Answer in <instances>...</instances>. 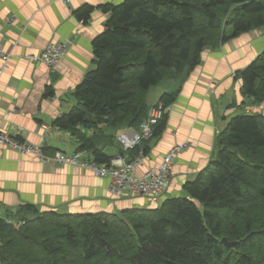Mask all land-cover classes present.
I'll return each instance as SVG.
<instances>
[{
  "label": "trees",
  "instance_id": "trees-1",
  "mask_svg": "<svg viewBox=\"0 0 264 264\" xmlns=\"http://www.w3.org/2000/svg\"><path fill=\"white\" fill-rule=\"evenodd\" d=\"M102 7L110 16L93 39L96 67L75 88L79 105L53 124L109 165L105 148L119 130L140 127L152 87L196 67L206 48L264 27V0H124ZM93 10L86 4L74 13L87 22ZM238 76L244 95L264 103V50ZM53 94L49 87L46 96ZM174 101L169 92L160 99L165 107ZM165 116L152 136L125 150L131 159L141 150L147 155ZM81 127L94 135L109 131L107 145L98 147L100 139ZM218 146L217 157L184 185L186 195L157 207L61 213L26 205L0 215L1 264H264V110L232 117Z\"/></svg>",
  "mask_w": 264,
  "mask_h": 264
},
{
  "label": "crops",
  "instance_id": "crops-1",
  "mask_svg": "<svg viewBox=\"0 0 264 264\" xmlns=\"http://www.w3.org/2000/svg\"><path fill=\"white\" fill-rule=\"evenodd\" d=\"M123 1L0 0V44L11 52L0 76V130L11 134L20 131L24 140L53 152L49 155L61 151L77 153L82 161L93 158L91 152L79 150L82 145L79 137L59 129L53 121L79 105L75 88L96 67L93 39L106 29L110 16L102 6ZM86 4L94 6L87 22L79 20L74 13ZM65 39H71L73 44L54 70L25 58L26 54L39 53L50 42ZM263 50L264 27L206 48L196 67L154 87L152 102L148 95L151 105L160 102L168 92L175 94V101L165 116V130L148 140L150 149L137 174L160 166L175 144L186 140L191 143L174 162L169 186L159 200L113 197L107 177L72 164L43 163L31 154L0 145V215L11 216L26 205H34L40 212H120L131 207H157L167 198L186 195L184 185L195 180L217 157L219 133L232 117L244 111L249 97L242 91L238 72ZM49 87L54 94L48 97ZM251 99L255 110L264 104ZM99 126L105 128L106 124ZM124 129L116 133L109 145L106 137L109 131L94 135V130L81 127V132L98 137V147L107 145L105 152L112 159L131 160L117 139ZM24 214L35 215L29 211Z\"/></svg>",
  "mask_w": 264,
  "mask_h": 264
},
{
  "label": "built area",
  "instance_id": "built-area-1",
  "mask_svg": "<svg viewBox=\"0 0 264 264\" xmlns=\"http://www.w3.org/2000/svg\"><path fill=\"white\" fill-rule=\"evenodd\" d=\"M72 44L73 41L71 39L50 42L39 53L26 54L25 58L32 63L45 64L51 70H54L57 64L68 53ZM10 57L11 52L3 49L0 44V58L2 59L0 76L3 74ZM169 107H165L162 102L152 105L146 119L140 124L138 129L128 127L120 131L117 139L123 148L125 150H132L144 138L152 136L155 125L168 113ZM18 132L20 134V131ZM19 134H11L5 130H0V145L9 146L20 153L31 154L43 163L55 161L60 164H72L79 168L88 169L96 176L107 177L110 181L109 193L113 197H147L153 200H159L167 190L174 162L178 155L190 146L189 140L175 144L165 154L160 166L150 169L142 175H138L136 172L137 168L146 156L143 150L131 160L126 159V157H116L111 160V164L109 165L107 163H97L93 158L82 161L80 155L77 153L67 154L57 151L54 155H49L43 151L42 146L33 145L27 140L19 139L21 137ZM15 225L18 226L19 224L15 223Z\"/></svg>",
  "mask_w": 264,
  "mask_h": 264
},
{
  "label": "rangeland",
  "instance_id": "rangeland-1",
  "mask_svg": "<svg viewBox=\"0 0 264 264\" xmlns=\"http://www.w3.org/2000/svg\"><path fill=\"white\" fill-rule=\"evenodd\" d=\"M261 29V28H260ZM256 30V29H255ZM233 32V27H232V25H230V26H228L227 27V34H231ZM166 81H169L168 79H166V80H163L162 82H164V83H166ZM162 82H160L159 84H161ZM158 84V85H159ZM158 85H156V86H158ZM156 86H154V87H156ZM154 87L152 88V90L150 91V93H149V101L150 102H152L153 100H155V98H153V96H155L154 94H153V89H154ZM249 99V101H248V103H247V105L246 106H244V111H242V112H240V111H238V112H240V113H238V114H246V113H248V114H251V113H253V112H257V111H263L264 110V104H262V106L261 107H259L258 108V110H255V109H253V103H254V101L249 97L248 98ZM251 99V100H250ZM159 103V102H158ZM256 104H257V102H255ZM245 105V104H244ZM170 108V107H169ZM169 112V111H168ZM191 144V143H190Z\"/></svg>",
  "mask_w": 264,
  "mask_h": 264
},
{
  "label": "water",
  "instance_id": "water-1",
  "mask_svg": "<svg viewBox=\"0 0 264 264\" xmlns=\"http://www.w3.org/2000/svg\"><path fill=\"white\" fill-rule=\"evenodd\" d=\"M222 242H224L226 245H228L230 247H234L237 244V242H229L226 238H223Z\"/></svg>",
  "mask_w": 264,
  "mask_h": 264
}]
</instances>
